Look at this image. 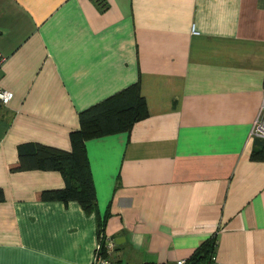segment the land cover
Returning <instances> with one entry per match:
<instances>
[{"label": "crops", "instance_id": "obj_1", "mask_svg": "<svg viewBox=\"0 0 264 264\" xmlns=\"http://www.w3.org/2000/svg\"><path fill=\"white\" fill-rule=\"evenodd\" d=\"M0 264L190 259L264 264V0H0ZM139 84L148 115L91 138L96 197L40 199L60 170H11L20 146L70 151L79 112Z\"/></svg>", "mask_w": 264, "mask_h": 264}, {"label": "trees", "instance_id": "obj_2", "mask_svg": "<svg viewBox=\"0 0 264 264\" xmlns=\"http://www.w3.org/2000/svg\"><path fill=\"white\" fill-rule=\"evenodd\" d=\"M147 115L146 102L141 96L139 84L130 85L79 112V129L69 134L70 151L41 144H33L27 149L20 146L18 161L11 170L42 168L62 171L65 187L41 191L40 199L64 202L74 200L85 212H94L96 197L85 152L86 140L128 131L135 122ZM259 140L252 151V158L264 159V140ZM216 242L215 236L210 237L187 260L188 263L200 264L208 260L214 253Z\"/></svg>", "mask_w": 264, "mask_h": 264}, {"label": "built area", "instance_id": "obj_3", "mask_svg": "<svg viewBox=\"0 0 264 264\" xmlns=\"http://www.w3.org/2000/svg\"><path fill=\"white\" fill-rule=\"evenodd\" d=\"M3 62V56L0 54V66ZM12 97V94L10 91L2 88L0 86V103L6 104L10 101ZM250 136L258 139L264 140V107H262L256 116L251 130H250ZM100 240H102V246L100 249H98V253L95 256L94 263L93 264H117L116 261H114L110 254L113 251L115 247V239L114 237L109 234H103V236H100ZM169 264H189L187 259H178L175 260ZM200 264H217L215 254L213 253L210 258Z\"/></svg>", "mask_w": 264, "mask_h": 264}]
</instances>
